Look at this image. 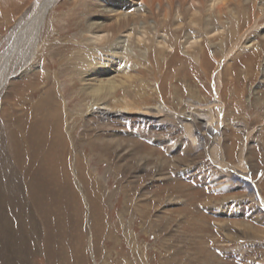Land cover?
I'll list each match as a JSON object with an SVG mask.
<instances>
[{
	"label": "rangeland",
	"instance_id": "1",
	"mask_svg": "<svg viewBox=\"0 0 264 264\" xmlns=\"http://www.w3.org/2000/svg\"><path fill=\"white\" fill-rule=\"evenodd\" d=\"M1 1L0 264H264V0L187 1L109 39L111 28H89L111 24L116 12L95 13L109 0H59L30 60L15 36L36 0H13L10 21ZM88 56L108 64L103 76L84 75ZM121 63L133 80L95 100L84 86L125 80ZM114 97L162 112L120 114ZM38 164L52 179L40 205Z\"/></svg>",
	"mask_w": 264,
	"mask_h": 264
},
{
	"label": "bare ground",
	"instance_id": "2",
	"mask_svg": "<svg viewBox=\"0 0 264 264\" xmlns=\"http://www.w3.org/2000/svg\"><path fill=\"white\" fill-rule=\"evenodd\" d=\"M58 2L59 0H36L35 1V4H34V7H33V9H32V11H31V13H30V15L26 18L25 17V20H24V22L22 23V25H20V27L18 28V30H17V33H16V36H15V38H16V40H18V42H19V45H18V48H17V50L18 49H21V47H24V45H28V43H29V47L27 48V50H30V54H28V56H27V58H28V60H30V59H32V57L33 56H35L36 54H38V52L40 51V48H38V46L37 45H39L38 44V42H39V37L41 38V35H43L44 33L46 34V32H47V30H49V25H48V20H47V15H48V12H49V10H50V8L54 5V3L55 2ZM92 1V0H91ZM94 2H97L96 0H93ZM100 1V0H99ZM115 1H117V2H121L120 4H119V6L120 5H125V9L124 10H120V11H118L117 10V7L116 6H114L113 4H115L114 2ZM123 0H109V2L111 3V5L110 4H108L109 2H107V4L106 5H109V9H105V8H103V9H100V10H94L95 11V13L100 17V18H106V17H108L109 16V12H108V10L109 11H114V12H116V14H115V16H114V19H113V21L111 22V24H109V25H105V23H104V20H102V21H99V20H96V19H94V20H92V19H90V21H89V28L90 29H95V30H93L94 32L97 30V31H101L103 28H111L112 29V32H111V37H108V39L109 38H112V37H114L117 33H119V32H122V30H124V29H127L128 27H131V25H133L135 28H137V24H139V23H141V22H146V19L147 18H149L150 16H154V17H157L158 15H164V19H169L168 17H169V13L170 12H172V11H174L175 9H177V8H180V7H183V6H186L188 3H187V1H189L190 3H189V5L190 6H192L193 8L194 7H202V8H204L205 7V4H206V0H140L141 2H142V4H144L147 8H148V11H147V9H145V8H143L142 6L141 7H139L138 9H135V8H133V4H131V5H129L128 3H126V2H122ZM139 1V0H138ZM236 1V2H235ZM242 1H244V0H219V1H217V0H214L213 2H212V4H211V6H213V7H215V6H217V9H219L220 11H221V7L222 6H225L226 4H233V6H239L241 3H242ZM7 2V5L5 4ZM103 2V1H102ZM1 3H2V12L1 13H3L2 15L3 16H5L6 17V20L7 21H10V18L12 17L11 15H12V13H13V10H12V4H13V0H2L1 1ZM100 3V2H99ZM94 3H92V5H93ZM91 5V6H92ZM101 5V4H100ZM144 6V7H145ZM122 7V6H121ZM90 9V8H89ZM92 9V8H91ZM132 9V10H131ZM180 9H182V8H180ZM145 10L147 11V12H145ZM162 10V11H161ZM196 10H197V8H195V13H194V15H197L198 13L196 12ZM4 11V12H3ZM142 11H144V12H142ZM12 12V13H11ZM90 12V11H89ZM93 12V11H92ZM117 16V17H116ZM99 18V19H100ZM7 23V22H6ZM21 23V22H20ZM19 26V25H18ZM139 27V26H138ZM148 30H146L144 33H147L148 34ZM105 34V33H104ZM110 34V33H109ZM141 38H143L144 37V35H142V36H140ZM97 39L98 40H101V39H106V37H105V35H99L98 37H97ZM141 42H144L145 40L144 39H141L140 40ZM198 42V41H197ZM196 42V43H197ZM194 43V42H193ZM13 44V43H12ZM198 44V43H197ZM20 47V48H19ZM26 47V46H25ZM111 47H113V46H111ZM234 47H235V44H234ZM233 47V48H234ZM118 48H121L122 50H126L127 48H124V46H122V45H120L119 43H116V44H114V50H115V52L114 53H117L118 51ZM10 49H7L4 53H3V56L6 54V56H9V52H11V50L9 51ZM16 50V51H17ZM8 51V52H7ZM110 51V50H109ZM20 52L21 51H19V54H20ZM125 52V51H124ZM9 53V54H8ZM18 53V52H17ZM22 53V52H21ZM26 53H28V52H26ZM90 54H92L91 52H90ZM12 55V54H11ZM10 55V56H11ZM25 55V54H24ZM21 56H23L22 54H21ZM110 56V55H109ZM2 57V55L0 56V58ZM26 58V57H25ZM25 58H23V59H25ZM22 59V60H23ZM111 59V58H110ZM110 59H108V60H110ZM149 59V58H148ZM27 60V61H28ZM150 60V59H149ZM21 61V60H20ZM114 61V60H113ZM115 61H117V59L115 60ZM84 64L83 65H81V66H85V64H86V66H88L89 67V69H87L86 70V72H84V75H87V76H90V75H98V76H103V70H105V68L107 67V63L105 62V61H97L96 60V62L94 63V60H92L91 58H90V56H88V57H86V59L85 60H83L82 61ZM111 62V60L110 61H108V63H110ZM149 62V61H148ZM157 62L159 63L160 62V59L158 58L157 59ZM116 63V62H115ZM17 64V63H16ZM44 65V64H43ZM110 65V64H109ZM120 65H122V63L121 64H119V65H117L118 66V68H119V71H117L118 73H120V72H123V73H126L125 74V80H122L121 82H117L115 79H112V78H109L107 81H104L103 80V78H100L99 80H98V82H96V83H94V84H88L89 85V87H87V86H84V88L86 89V90H88V93L89 94H92L93 95V97L95 98V100L97 99V100H103L105 97H107V96H111V95H113L114 94V92H116L115 90L120 86V85H123L125 82H130L131 80H133V76L132 75H130L129 74V71H130V69H131V64L128 66V65H124V66H120ZM150 65H152V66H154L153 65V63L152 62H150V64H149V66ZM1 66V65H0ZM19 66V65H18ZM115 66H116V64H113V67H114V70H115ZM113 67H111V68H113ZM15 68V67H14ZM117 69V68H116ZM23 72V71H22ZM36 73V72H35ZM84 80V79H83ZM87 80V79H86ZM5 81H6V79L4 80V81H2V83L4 82L5 83ZM2 83H0V84H2ZM7 83V82H6ZM45 86V85H44ZM146 90V89H145ZM52 91H56V89H51V88H47V90L44 92V96L42 97V102L41 103H43L44 101H46L47 102V100H48V102H50V96L52 95ZM156 91V90H155ZM160 95L162 94V92H161V89H160ZM57 97V96H56ZM113 99V98H112ZM140 99H142V98H140ZM147 101H149L148 99H145V97H144V100L142 101L141 100V103H144V104H147ZM139 103L137 104L136 102H134V101H131V102H124V101H121L120 99H118V98H115L114 97V99H113V101H111V103H112V106L114 107V108H117L118 110H120L121 111V113L120 114H127V113H133V112H143V113H151V114H154V115H156V113H154V112H160L161 110H158V109H156L155 111H152L153 109H150L148 106L147 107H144L143 109H142V107L140 106V101H138ZM60 104V103H59ZM109 104V103H108ZM61 105L64 107V103L63 102H61ZM220 105V104H219ZM94 107V106H93ZM90 109H93V108H90ZM146 109H148V110H146ZM150 110V111H149ZM39 111V110H38ZM162 112V111H161ZM58 113V110H56V112H55V114H57ZM165 113V112H164ZM61 114V113H60ZM105 114H113V113H111L110 111L108 112V111H106L105 110ZM161 114V113H160ZM58 115H59V113H58ZM44 118V117H43ZM186 118V117H185ZM184 118V119H185ZM58 119V118H57ZM183 119V118H182ZM220 119V118H219ZM221 120V119H220ZM220 120H218V121H220ZM182 121V120H181ZM185 122H189V120L188 119H185L184 120ZM191 122V121H190ZM189 122V123H190ZM221 122V121H220ZM219 122V123H220ZM223 122V121H222ZM44 124H46L45 122H44ZM58 124H60V122L58 123ZM191 124V123H190ZM207 124H210V121L209 122H207ZM193 125V124H192ZM50 126V125H49ZM60 126V125H59ZM212 126V125H211ZM61 127H62V125H61ZM60 128V127H59ZM34 129V128H33ZM30 130V129H29ZM31 131H33L32 129H31ZM36 131V130H35ZM39 131V130H38ZM36 132V134L37 133H39V132ZM43 132V131H42ZM31 133V132H30ZM33 133H35V132H33ZM40 134V133H39ZM43 134V133H42ZM41 134V135H42ZM59 134V133H58ZM58 134H56V135H53L54 136V139L53 140H55L56 138H57V135ZM62 135V134H61ZM34 136V135H33ZM38 136V135H37ZM41 137V136H40ZM42 137H43V135H42ZM42 137H41V140H42ZM28 138V137H27ZM48 138V137H47ZM59 138V137H58ZM35 139H36V136H35ZM37 139H38V137H37ZM62 139V138H61ZM60 139V140H61ZM29 140V139H28ZM52 140V141H53ZM33 141H34V139H33ZM40 141V140H39ZM59 141V140H58ZM57 141V142H58ZM214 141V140H213ZM220 141V140H219ZM37 142V141H36ZM35 142V143H36ZM41 142V141H40ZM52 143V142H51ZM55 143V142H54ZM216 143V142H215ZM30 144V143H29ZM35 145V144H34ZM39 146H40V144H38ZM38 145H36V146H38ZM59 145V144H58ZM7 146V145H6ZM5 146V147H6ZM55 146H57V144L55 145ZM54 146V147H55ZM97 146H101L102 148H105L104 146V144H101V145H97ZM51 147H53V146H51ZM7 148V147H6ZM5 148V149H6ZM36 148V147H35ZM34 148V150H37V149H35ZM101 148V149H102ZM48 150V149H47ZM38 152H39V150H37ZM37 151H36V154H37ZM41 151V150H40ZM40 153V152H39ZM46 154H47V152H45ZM49 155H51V153L49 154ZM48 155V156H49ZM46 156V155H45ZM15 157V156H14ZM39 157V156H38ZM18 158V157H17ZM33 158V160H34V157H32ZM47 158H49V157H47ZM46 158V159H47ZM35 163H37L36 161H34ZM44 165V164H43ZM30 166H31V164H30ZM34 166V165H33ZM51 168V167H50ZM50 168H49V170H50ZM36 171V173H34V170ZM33 169L31 170V172L29 173V175H30V177H31V183L29 182V184H31V188H32V192H33V195H34V197H35V199L36 198H38V204L41 202V200H42V196H41V192L43 191V189H45L44 187H46L47 188V186H48V184H51L50 182H51V180L52 179H50V175H48V173H46L45 172V170L47 169L46 167H44V166H42L41 164H38L37 166H35V167H33ZM5 171H7V170H5ZM47 171V170H46ZM53 171V170H52ZM29 172V171H28ZM32 173H34V175L32 174ZM32 174V175H31ZM53 174V173H52ZM51 178H53L52 176H51ZM57 182V181H56ZM248 182V181H247ZM11 183V182H10ZM58 183V182H57ZM15 184V183H14ZM55 184V183H54ZM16 185V184H15ZM57 185V184H56ZM60 185V184H59ZM30 186V185H29ZM51 186V185H50ZM28 187V186H27ZM52 187V186H51ZM58 187V186H57ZM11 188V187H10ZM49 189H51V188H49ZM29 190H30V188H29ZM28 190V191H29ZM41 191V192H40ZM45 191V190H44ZM43 191V192H44ZM47 191V190H46ZM54 191V190H53ZM56 192V191H55ZM59 192V194H60V191H58ZM259 192V191H258ZM1 193L2 192H0V197H1ZM46 193V192H45ZM45 193H43V194H45ZM42 194V195H43ZM31 195H32V193H31ZM53 195V194H52ZM70 195V194H69ZM68 195V196H69ZM45 196V195H44ZM54 197V196H53ZM45 198H47L46 196H45ZM58 198V196L56 197V199ZM0 200H1V198H0ZM49 200V199H48ZM53 200V199H52ZM31 201V200H30ZM36 201V200H35ZM36 201V202H37ZM43 201H44V199H43ZM50 201V200H49ZM54 201V200H53ZM1 202V201H0ZM4 203V202H3ZM43 203V202H42ZM47 203H49L48 201H47ZM53 203V202H52ZM40 205V204H39ZM19 206V205H18ZM37 206V205H36ZM13 214V213H12ZM19 216V215H18ZM93 217V219H94V216H92ZM20 220H21V218H20ZM12 221V220H11ZM18 221V220H17ZM33 223H34V219H33V221H32ZM6 224H7V222H6ZM17 224V223H16ZM20 224V223H19ZM91 225V229H90V227H89V230H91V236L90 237H92V239L94 240V237H93V234H92V231H93V225L92 224H89V226ZM18 226V225H17ZM4 227H5V225H4ZM17 228V227H16ZM2 229H3V227H2ZM5 231H10V229L8 230V229H6ZM4 232V231H3ZM20 232H22V231H20ZM5 233V232H4ZM7 233V232H6ZM5 233V234H6ZM27 235V234H26ZM10 236V235H9ZM19 237H21V235L19 236ZM23 238V237H22ZM21 238V240H23ZM29 238V237H28ZM27 238V239H28ZM9 239H11V238H9ZM14 239V238H13ZM8 244V243H7ZM8 247H12V245L9 243V246ZM21 247H22V245H21ZM26 249H23L24 250V253H23V255H22V257H24V256H26L27 255V252L26 251H29L28 250V246H26L25 247ZM11 250H12V248H10ZM59 249L60 248H57V250H55V248L54 247H48V251H50V253H52V255H54V254H56L57 252H59ZM22 250V249H21ZM20 249H19V251H21ZM18 251V253H20ZM57 251V252H56ZM64 253H65V251L63 252V257L62 258H65V259H59V261L60 260H62V262L63 263H65L66 262V256H64ZM4 254V253H3ZM58 254V253H57ZM60 256V255H59ZM6 257V256H5ZM19 257H20V255H19ZM2 258V257H1ZM1 264H11V259L9 258V256H8V258H5V261L4 262H2ZM60 264V263H59Z\"/></svg>",
	"mask_w": 264,
	"mask_h": 264
},
{
	"label": "built area",
	"instance_id": "3",
	"mask_svg": "<svg viewBox=\"0 0 264 264\" xmlns=\"http://www.w3.org/2000/svg\"><path fill=\"white\" fill-rule=\"evenodd\" d=\"M236 183L237 184H239L241 187H243V188H247V191H249V190H252V187H251V184L250 183H248V182H246L245 180H243V179H238L237 181H236Z\"/></svg>",
	"mask_w": 264,
	"mask_h": 264
}]
</instances>
